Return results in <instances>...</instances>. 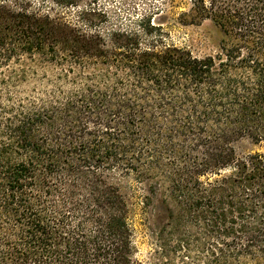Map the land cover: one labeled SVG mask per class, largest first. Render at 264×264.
<instances>
[{
  "label": "trees",
  "instance_id": "trees-1",
  "mask_svg": "<svg viewBox=\"0 0 264 264\" xmlns=\"http://www.w3.org/2000/svg\"><path fill=\"white\" fill-rule=\"evenodd\" d=\"M178 18L216 54L0 0V264H264V0Z\"/></svg>",
  "mask_w": 264,
  "mask_h": 264
},
{
  "label": "rangeland",
  "instance_id": "rangeland-1",
  "mask_svg": "<svg viewBox=\"0 0 264 264\" xmlns=\"http://www.w3.org/2000/svg\"><path fill=\"white\" fill-rule=\"evenodd\" d=\"M27 1L40 12H48L72 24L91 22L102 31L125 26L133 18L150 14L153 22L160 24L167 32L169 42L186 48L196 57L216 54L221 39L218 28L209 20L199 24H183L179 21V14L189 8V0H77L70 7L58 6L55 0ZM252 149L247 141L236 144L239 154ZM133 186L136 196H140L139 186L134 183ZM136 227L137 257L144 259L150 249V241L146 234L141 233L138 223Z\"/></svg>",
  "mask_w": 264,
  "mask_h": 264
}]
</instances>
